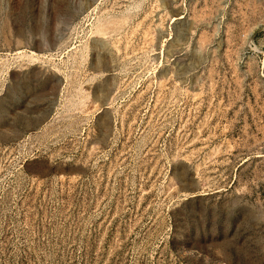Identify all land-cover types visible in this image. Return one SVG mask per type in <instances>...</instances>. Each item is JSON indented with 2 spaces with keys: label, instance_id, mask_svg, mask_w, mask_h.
Instances as JSON below:
<instances>
[{
  "label": "rangeland",
  "instance_id": "1",
  "mask_svg": "<svg viewBox=\"0 0 264 264\" xmlns=\"http://www.w3.org/2000/svg\"><path fill=\"white\" fill-rule=\"evenodd\" d=\"M0 22V264H264V0Z\"/></svg>",
  "mask_w": 264,
  "mask_h": 264
},
{
  "label": "bare ground",
  "instance_id": "2",
  "mask_svg": "<svg viewBox=\"0 0 264 264\" xmlns=\"http://www.w3.org/2000/svg\"><path fill=\"white\" fill-rule=\"evenodd\" d=\"M116 1V0H115ZM83 2V1H82ZM80 3V2H79ZM85 3V2H84ZM92 4V3H91ZM111 6V5H110ZM116 7V6H115ZM118 8V7H117ZM109 10V9H108ZM105 11V10H104ZM113 11V10H112ZM113 13V12H112ZM132 15L133 16H135V14H128L126 17H127V19L128 20H130L131 19V17H132ZM126 17H125V19H126ZM124 20V19H123ZM1 23V22H0ZM123 23H124V21H122V22H120L119 20H116L115 18H112L111 20H109V21H107L106 22V24L102 27V28H100V29H98V32L99 33H101V34H103V32H106L107 30H116V29H119V28H121L122 27V25H123ZM6 24V23H5ZM1 30V29H0ZM3 31V30H2ZM112 33V32H111ZM116 33V32H115ZM105 34V33H104ZM107 34H109L108 32H107ZM114 35V34H113ZM19 42V41H18ZM48 43V42H47ZM17 44H20V43H17ZM48 45V44H47ZM51 45V44H50ZM103 46V45H102ZM116 46V45H115ZM49 47V46H48ZM102 49H104V46L103 47H101ZM44 49V48H43ZM27 51V50H26ZM30 51V50H29ZM46 52V51H45ZM45 52H39V53H35V52H32V51H30V54L31 55H33V56H46V54H45ZM51 51H49V53H50ZM18 53H20V51H18ZM22 53V52H21ZM30 54H29V57H30ZM47 54H48V52H47ZM26 55H28V54H26ZM20 56V55H19ZM23 57V56H22ZM31 58H34V57H31ZM103 58V57H102ZM35 60V59H34ZM29 61V60H28ZM104 63H106L105 61H104ZM103 64V63H102ZM107 64V63H106ZM105 64V65H106ZM107 67V66H106ZM52 69V68H51ZM46 70V69H45ZM44 71V70H43ZM54 71H56L55 69H54ZM45 72V71H44ZM56 72H58V70L56 71ZM107 90V89H106ZM61 91V90H60ZM78 94V93H77ZM59 95H61V94H59ZM113 96V95H112ZM60 97V96H59ZM87 96H85L84 97V99L86 98ZM108 97V96H107ZM87 98H89V97H87ZM83 99V100H84ZM81 101H82V98H81ZM60 102V101H59ZM86 101L84 100V102L83 103H85ZM80 104H82V103H80ZM79 104V105H80ZM87 104V103H86ZM78 105V106H79ZM83 105V104H82ZM63 106V105H62ZM86 106V105H85ZM82 108L84 107V106H81ZM76 109V108H75ZM77 111V110H76ZM79 112V111H78Z\"/></svg>",
  "mask_w": 264,
  "mask_h": 264
},
{
  "label": "water",
  "instance_id": "3",
  "mask_svg": "<svg viewBox=\"0 0 264 264\" xmlns=\"http://www.w3.org/2000/svg\"><path fill=\"white\" fill-rule=\"evenodd\" d=\"M53 46H54V43L50 46V47H48L46 50H43V49H40L39 51H51V49L53 48ZM197 190H192V192L193 193H195Z\"/></svg>",
  "mask_w": 264,
  "mask_h": 264
}]
</instances>
